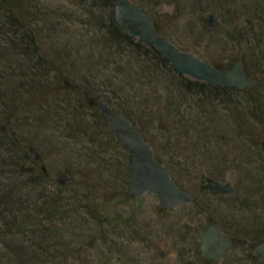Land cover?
I'll list each match as a JSON object with an SVG mask.
<instances>
[{"label":"rangeland","instance_id":"obj_1","mask_svg":"<svg viewBox=\"0 0 264 264\" xmlns=\"http://www.w3.org/2000/svg\"><path fill=\"white\" fill-rule=\"evenodd\" d=\"M85 1L40 0V6L56 18L47 29L42 23L34 27L44 65L32 83L47 88L60 83L66 87V98L53 103L24 98L17 115L9 113L8 107L0 111V129L8 131V135L0 133V142L9 145L17 140L11 144L15 151L0 147V183L24 179L11 177L8 158L15 156L19 164L31 167L32 159L25 154L30 144L39 147L49 173L42 186L21 189L30 211L18 217L8 215L9 228L0 222V264H208L201 261L199 246L210 223L220 225L238 245L247 240L241 248H230L215 264H254L256 254L250 244L254 241L255 246L264 232V103L249 106L244 97L243 105L236 101L233 109L223 103L218 133L208 131L209 123L204 125L208 120L197 116L193 122H203L200 131L183 127L171 144L158 136L157 153L182 189L196 198L195 206L165 210L153 194L129 197V153L117 146L107 130L94 128L99 124L98 112L88 106L85 96H74L65 82L67 78L84 81L113 104L123 101L124 91L135 80L140 82V76L128 72L134 61L104 43L101 25ZM261 2H207L204 5L210 9L205 11L189 2H163L152 16L157 32L180 49L223 65L241 56L257 77H264L259 74L261 63L254 61V34L264 33ZM208 13L217 17L213 30L202 21ZM26 59L17 56L15 60L20 73L35 62L32 57ZM28 82L20 81L22 86ZM146 82L147 97L161 106L162 95L154 92L151 80ZM60 175L71 176V183L62 186L57 180ZM211 179L231 183L235 193L213 195L208 188ZM41 189L57 210L41 208Z\"/></svg>","mask_w":264,"mask_h":264},{"label":"trees","instance_id":"obj_2","mask_svg":"<svg viewBox=\"0 0 264 264\" xmlns=\"http://www.w3.org/2000/svg\"><path fill=\"white\" fill-rule=\"evenodd\" d=\"M132 1L138 6L145 8L150 13L156 28V22L152 14L160 3L171 2L179 5L181 2H189L194 6H198L200 10L205 11L210 8L205 7L204 3H218L222 0H192L194 3H192L191 0ZM85 2L91 7L92 15L101 25V30H103L102 33L105 36L104 43L111 47L116 54H120L124 58L133 60L134 65L132 71L129 70L128 72L129 74L132 73L133 75H138V77L140 76L139 83L135 80L132 83V86L124 91L122 102H117L115 104L110 101L106 102L131 119L136 128L153 147L155 143L160 141L158 136L161 137L163 142L171 144V140H173L179 132L181 133L180 129L183 127L189 126L191 131H200L203 129V122H199V124L198 120L197 123L193 122L195 118L198 119L197 116H199V119L204 117L208 120L204 122V125L209 123L208 131L213 132V134L216 132L218 133L222 128L221 117L219 114L223 103L228 108L232 107V109L236 108V101L239 102L238 105H243V102H241L243 97L246 99L249 106L255 105L257 102L264 103V84L239 90L236 87H219L210 85L203 81L191 79L178 72L169 60L160 56L159 51L153 45L138 38H131L124 29L119 27L115 20L117 0H86ZM262 3L264 2H261L260 4ZM259 11L260 7L258 4L257 12ZM262 14H264V9L261 11V19L263 20L264 17ZM55 18V14L51 15V12H46L44 8L40 6V0H0V111L2 107V109L8 107L7 111L9 113L13 114V116L17 115L20 113L21 108L24 105L23 103L20 105V101L24 98H31L32 101L43 98L44 101H48L49 103H53L55 100L61 98H66V94H68L66 92V87L62 86L60 83H56L55 85L50 86V88H47L44 84L43 86L40 85V82L35 81L34 84L32 83V80L34 81L35 79V75L37 76L36 73H38L44 65V58L40 56L39 48L36 45L39 41V37L34 27L37 25L36 23H38V26L39 23H42V28L45 27L47 29L48 26H52ZM262 27L264 30V22ZM36 47L38 49V54L36 53ZM17 56H23L25 59L32 57L35 62L30 64H28V62L27 70H22L23 72L20 73L18 71L19 67H15ZM238 59H243L245 70L249 75L257 77V75L246 66V60L241 56H234L226 65L218 62L211 64L217 68H225L231 66ZM254 61L256 63H261L262 68L259 69V74L263 75V32L254 34ZM1 67H8L9 69L5 71ZM15 72H19L20 77L16 78ZM21 74H24L23 77ZM21 77L27 81L29 80L27 86L21 85ZM259 78L264 77L261 76ZM15 79H18V81ZM75 80L76 79L67 78V80L65 79V82L72 87L74 96H85L89 101L88 106L98 112L99 124L94 128L107 130L114 137L117 146H121L114 133L107 127L97 106L96 99L82 87L87 88L94 94H97L96 91L91 90L86 82L82 81V84H77L73 82ZM149 80L152 81V84L150 83V85L155 87L156 91L154 92L162 95L164 103L161 106L159 103L152 101L147 97L148 83L146 81ZM152 131L156 132V136H151L153 135L151 134ZM0 133L3 134V136L8 135L7 130L4 131L0 129ZM10 137L14 138V134ZM16 141L17 140L14 139L12 142L16 144ZM11 144L7 145L5 142H0V147L5 151H15V149H11V147L14 146ZM203 145L204 147L207 146L205 142ZM177 148L178 146L173 148L172 155L170 156H176ZM153 149L156 158L167 168L171 169L165 162L166 160L157 153L155 147ZM25 154L32 159L33 164L29 168L19 164L15 156L8 158V161H10L9 164L13 166L11 177L13 179L23 177L24 179H19L20 182L13 181L6 185L0 183V222L7 228H9L8 225L11 223L10 220H7L8 215L10 216L11 214L13 217H18V213H27L30 211V206L27 204V199L25 200L23 198L21 189L35 188V186L40 187L49 179L48 171L42 169V163L38 162L35 157L28 152L27 148H25ZM3 166L4 165L1 167ZM172 176L180 186L175 179L173 172ZM69 178L71 179V176ZM70 179L67 182L68 184L71 183ZM36 191H38V189H36ZM40 191L39 196L44 201L41 208L50 212L57 210L58 206L56 204L52 203V201H46V192L42 189ZM194 199V203L191 204L193 206L196 205V198ZM28 218L29 217L26 219L28 220ZM253 232L254 234L257 233L255 231ZM263 236L264 232L262 236L259 237L257 241L258 243ZM233 240L234 243L231 248L234 250L241 248L242 246L240 245L247 241H242V243L238 245L237 239ZM253 242L250 244V250L253 249ZM11 247L13 249L14 246L12 245ZM252 259L254 264H260L257 262L255 256H253ZM201 261L208 264H215L214 261L204 258H202Z\"/></svg>","mask_w":264,"mask_h":264},{"label":"water","instance_id":"obj_3","mask_svg":"<svg viewBox=\"0 0 264 264\" xmlns=\"http://www.w3.org/2000/svg\"><path fill=\"white\" fill-rule=\"evenodd\" d=\"M115 20L131 38H138L153 45L162 58L169 60L178 72L191 79L219 87H236L239 90L264 84V78L247 73L243 59L236 60L231 66L217 68L196 54L180 49L169 38L157 32L150 13L132 0H117ZM202 21L208 30H213L217 26V17L213 13L203 15ZM36 53L38 54L37 47ZM73 82L80 84L78 81ZM82 88L96 99L107 127L130 155L127 195L141 198L148 193L153 194L166 210L193 204L194 196L176 183L171 169L156 158L152 144L145 139L132 120L111 106L100 95L92 93L85 87ZM28 148L30 154L42 163V169L47 171L44 156L39 147L36 144H30ZM69 179L67 175H60L57 180L63 186ZM208 188L215 196L232 195L236 191L231 183L222 185L216 179L209 181ZM261 198L264 203V192ZM233 243L234 240L224 233L220 225L210 223L202 234L199 252L202 258L220 263ZM253 250L257 262L264 264V236Z\"/></svg>","mask_w":264,"mask_h":264},{"label":"flooded vegetation","instance_id":"obj_4","mask_svg":"<svg viewBox=\"0 0 264 264\" xmlns=\"http://www.w3.org/2000/svg\"><path fill=\"white\" fill-rule=\"evenodd\" d=\"M84 89V88H83Z\"/></svg>","mask_w":264,"mask_h":264}]
</instances>
